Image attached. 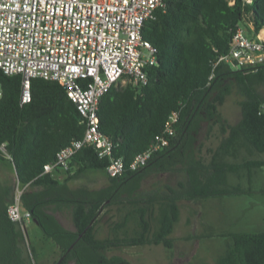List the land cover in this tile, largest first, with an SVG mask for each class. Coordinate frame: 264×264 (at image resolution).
I'll return each instance as SVG.
<instances>
[{
  "label": "trees",
  "instance_id": "trees-1",
  "mask_svg": "<svg viewBox=\"0 0 264 264\" xmlns=\"http://www.w3.org/2000/svg\"><path fill=\"white\" fill-rule=\"evenodd\" d=\"M239 26L253 34L264 28V0H167L164 11L157 10L156 18L144 23L142 37L157 48L156 63L145 67L147 82H118L98 103V128L112 142V157L122 158L125 165L117 177L105 173L109 157H99L93 146L74 154L63 177L43 174V164L53 160L59 148L83 135L81 114L57 81L43 77L30 79L31 99L20 103L22 76L0 69V145L10 156L0 149V165H9L16 182L25 186L21 208L30 211L58 254L53 260L39 259L36 247L25 243L6 212L13 186L0 179V264H132L120 255L107 256L106 251L146 244L172 248L170 234L180 217V200L247 193L227 182L226 172H235L239 165L224 166L219 150L206 160L199 145L205 126L209 131L218 125L221 133L229 129V138L243 136L264 152L260 113L264 64L233 67L221 61L213 68ZM233 87L241 95L240 120L230 126L219 107ZM172 111H178V120L168 144L144 166L131 170L133 156L155 140ZM91 169L104 172L108 185L70 188V180ZM158 173H182L183 178L176 186L167 183L142 190L144 180ZM111 206L117 218L108 221V236L99 238L100 216ZM63 208L70 210L73 230L55 216ZM222 236L225 249L216 264H264V230Z\"/></svg>",
  "mask_w": 264,
  "mask_h": 264
},
{
  "label": "built area",
  "instance_id": "built-area-1",
  "mask_svg": "<svg viewBox=\"0 0 264 264\" xmlns=\"http://www.w3.org/2000/svg\"><path fill=\"white\" fill-rule=\"evenodd\" d=\"M166 1L0 0V69L7 75L22 76L20 103L31 99L32 77L55 80L75 103L85 125L80 138L59 148L54 159L43 164V174L66 172L71 158L85 146H93L101 158L109 157L108 176L123 174V159L112 157V142L98 128V103L118 82H147L145 67L156 63L157 48L142 37V29L146 21L156 18L157 10L164 11ZM221 61L235 67L264 64V36L251 38L237 27L227 52L213 68ZM212 76L213 72L209 78ZM260 113L264 115V103ZM177 120L178 111H172L155 140L133 156L131 170L144 166L168 144ZM0 149L10 158L3 144ZM24 188L16 182L6 212L29 244L27 222H32V216L21 208Z\"/></svg>",
  "mask_w": 264,
  "mask_h": 264
},
{
  "label": "rangeland",
  "instance_id": "rangeland-1",
  "mask_svg": "<svg viewBox=\"0 0 264 264\" xmlns=\"http://www.w3.org/2000/svg\"><path fill=\"white\" fill-rule=\"evenodd\" d=\"M262 90H264V86H262ZM240 99L241 95L237 88L233 87L231 94L227 96L224 104L219 107L223 117L231 118L234 121L240 116L238 105ZM262 157H264V154H262ZM11 170L9 165H0V179H7L11 182L13 186L11 194H13L16 180L15 174ZM182 178V173H174L172 175L167 173L151 174L144 180L142 190H149L151 187L167 183L176 186V182ZM76 182L77 184L96 187L105 183L106 177L102 171L91 169L80 175ZM254 184L253 188L255 190L258 189V191L253 194L220 196L224 197V202L220 207L222 211L220 215H216L215 208L208 211L205 206L206 203L201 206L197 201L180 200V217L174 225L173 232L170 234L173 239L172 248H166L162 244L120 246L106 251V255H120L132 264H216L218 256L225 249L226 238L222 236L223 234L236 231L264 230V203L260 202L261 200L264 201V189L263 191L259 190V188L264 187V167H262L260 175L255 179ZM58 213L61 221L66 223L69 213L65 212L64 209ZM116 218V209L111 206L100 216L101 223L105 220L102 223V231H96V236L99 238L108 236L109 231H106L108 223L106 224V222L107 220L113 221ZM215 219L217 220L214 221ZM211 221L215 225L211 224ZM206 222L212 227L216 226V229L211 231L202 230V226ZM210 225L208 226L211 227ZM27 228L28 242L36 247L39 259L47 257L50 260L55 259L58 255L55 243L50 238H46L33 221L27 222ZM200 234H205V236H198ZM69 264H74V262L70 261Z\"/></svg>",
  "mask_w": 264,
  "mask_h": 264
},
{
  "label": "crops",
  "instance_id": "crops-1",
  "mask_svg": "<svg viewBox=\"0 0 264 264\" xmlns=\"http://www.w3.org/2000/svg\"><path fill=\"white\" fill-rule=\"evenodd\" d=\"M245 32V31H244ZM245 34L251 38L258 37V36H264V28L260 29L258 33H246ZM262 90V88H261ZM264 92V90H262ZM224 120H226V123L230 126H235V124L240 120V116H238L234 121H232L231 118L224 117ZM199 145H200V151L201 155L204 156L206 160H210L213 155H216V151H220L219 160L224 166L229 165H239L237 167V170L235 172L228 171L227 173V182L230 185H240L242 188L247 190V193L250 194L258 191V189H254V182L255 179H257L260 175V171L263 166L258 165V163L263 160L264 157H262V154L264 152L259 151L256 149L253 145H251L249 142L245 140L243 136L238 137H231L229 138V129H227L226 132L221 133L219 132V126L214 125L212 126L211 130L208 131V126L206 125L204 128V132L199 137ZM104 176L106 177L105 173L102 172ZM62 175H64L63 172H61L58 177L60 178ZM77 178L72 179L68 182L70 188L76 189L80 186H83L84 184H77ZM108 185V180L106 177V182L102 185H98L96 187H90L92 189H100L102 187H105ZM88 186V185H87ZM174 186V185H172ZM263 188H259L260 191H263ZM224 197H208L203 200H190V201H197L199 205L201 206L205 204L206 209L208 211H211V209H216V215H220L221 211V205L223 204ZM263 202L264 201H260ZM230 203V202H228ZM65 212L69 213L68 221L66 220V223L61 221V219L58 216V212L61 210H58L55 213V216L60 220V222L63 224L64 227L67 229H74L72 220H71V214L70 210L68 208H63ZM225 211V210H223ZM224 214V213H223ZM102 215V214H101ZM111 216V215H110ZM212 215L209 217L211 219ZM110 218V217H109ZM105 220V219H104ZM102 221V223L104 222ZM215 219L214 221H216ZM213 221V220H212ZM211 221V224L214 222ZM102 223L101 220H99V227L97 231H102ZM108 223V220L106 224ZM208 225L207 222L204 223L202 226V230L205 229ZM211 226V225H210ZM212 230L216 229V226L212 227ZM220 229V228H218ZM174 230V229H173ZM106 231H109V227L106 226Z\"/></svg>",
  "mask_w": 264,
  "mask_h": 264
},
{
  "label": "water",
  "instance_id": "water-1",
  "mask_svg": "<svg viewBox=\"0 0 264 264\" xmlns=\"http://www.w3.org/2000/svg\"><path fill=\"white\" fill-rule=\"evenodd\" d=\"M34 221V220H33ZM35 224H37L36 222H34Z\"/></svg>",
  "mask_w": 264,
  "mask_h": 264
}]
</instances>
